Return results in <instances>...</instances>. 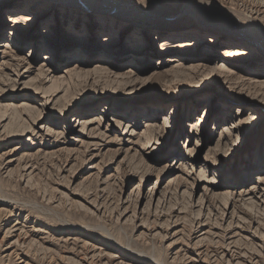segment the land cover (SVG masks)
<instances>
[{
    "label": "bare ground",
    "instance_id": "6f19581e",
    "mask_svg": "<svg viewBox=\"0 0 264 264\" xmlns=\"http://www.w3.org/2000/svg\"><path fill=\"white\" fill-rule=\"evenodd\" d=\"M149 3L152 7L129 0H0V128L21 140L33 141V138L44 139V135H52L55 139L62 138V143L68 145L71 143L69 140L80 138L85 142V149L97 133L106 135L108 128L114 131L122 129L129 135L144 136L142 142L152 151L160 144L158 141L162 144L167 140L179 115L183 118V122L178 124L181 133L190 127L187 131L189 144L180 152V159H185L184 162L182 160L169 169L164 165L161 169L162 172H178L172 179V192L157 198L153 207L154 214L159 207H167V213L164 211L167 220L163 224L166 230L161 229L164 233L156 232L158 239L162 244L169 231L178 226L175 220L171 221L173 215L190 211L193 215L187 220H191V226L201 230L202 226L210 224L207 232L199 234V240L194 245L203 240L219 244V254L213 256L215 262L236 264L245 259L259 263V257H264V186L261 185L264 184V0H230L228 3L207 0L205 3L210 8L224 14L225 25H218L219 33L207 31L203 26L183 23L190 11L187 5L172 13L159 0H149ZM248 6L252 8L247 9ZM48 19L50 21L45 25ZM67 20L68 27L58 33V28H63ZM80 21L81 25L78 24ZM116 24H119L117 32L114 30ZM38 27L43 29L39 31ZM96 28L101 31L94 40L92 34ZM3 32L6 34L2 39ZM38 32L43 35L40 37ZM127 32L130 36L124 39ZM64 38L67 43L62 45ZM55 42L59 47L54 45ZM26 44L31 48L27 53L16 51L23 50ZM40 45H43L41 54L32 55V51ZM94 47L98 51L90 57L88 53ZM198 50V56L192 55ZM60 51L62 53L58 58ZM170 51L174 53L161 60ZM126 58H130V66L123 70ZM153 59H158L156 64L164 66L162 70L173 73V77L167 79L168 83H163L172 97L166 102L162 99L145 100L138 113L141 117L136 121L138 125L128 124L126 116L136 115L139 107L133 95L161 75L159 67L144 75L142 65ZM31 73L33 75L30 76ZM181 85H190L186 87L189 91L180 92ZM206 85L212 89L203 100L206 102L203 114L198 116V107L191 97L193 92ZM6 94L9 97L4 100ZM18 98L24 101L14 102ZM100 103L111 104L112 112L117 111L116 115L93 117L94 107ZM78 105H81L84 114H77ZM210 112L214 113L216 124L221 123L222 126L219 130L213 127L217 130L215 134L206 132L207 142H213V145L207 146L202 166L193 172L194 164L189 160L197 154V146L202 139L200 128ZM158 113H163L160 117L162 124L150 123ZM60 119H64L65 128L54 131L52 125ZM137 126L144 127L141 134L135 132ZM103 127L104 130H101ZM254 130L258 135L247 147H258L256 160L252 158L250 149H245V157L239 153L245 136ZM28 153L23 152L22 158ZM35 153L44 155L49 151L38 148L29 155ZM143 161V167L149 169V163ZM229 161L228 173L239 168H244V172L250 169L251 172L258 167V175L253 177L255 181H251L246 174L244 183L232 176L235 177L233 185L223 193L219 191L223 202L216 204L211 200L213 195L205 197L204 193L223 187V184L220 178H207V171L213 167V176L214 172L220 175ZM28 169L30 174L33 169L30 166L24 170ZM261 171L263 173L260 174ZM198 187L203 192L193 200L190 191ZM177 195L187 199L182 205L177 204L178 200L173 201L174 205H178V210H175L170 204ZM153 196H156V190L142 196L147 210L153 205ZM241 205L255 209L259 214L252 216L258 217L253 219L256 223L253 230L256 242L248 253L234 250V243L240 239L233 238L238 231L236 224L244 218L241 216ZM99 208L96 205L93 213ZM214 227L216 231L212 230ZM35 228L15 220L4 234L14 236L15 242L26 240V246H38L41 245L39 237L29 235L30 230H39ZM146 229L151 233L154 228ZM43 246L42 249L47 252ZM204 250L208 252L205 247ZM164 261L159 260V263L166 264Z\"/></svg>",
    "mask_w": 264,
    "mask_h": 264
},
{
    "label": "rangeland",
    "instance_id": "374dc122",
    "mask_svg": "<svg viewBox=\"0 0 264 264\" xmlns=\"http://www.w3.org/2000/svg\"><path fill=\"white\" fill-rule=\"evenodd\" d=\"M129 1L152 7L149 0ZM159 1L172 13L178 12L183 7L186 8V5L189 6L190 11L183 21L186 25L203 26L202 28L207 31L218 33V25H225L224 14L218 9L210 8L205 3L207 0ZM221 1L228 3L230 0ZM251 8L252 6L247 7V9ZM49 21V19L46 20L45 25ZM78 24L81 25V21ZM68 25L67 20L63 28H58V33L61 34L62 30L65 31ZM118 27L119 24H116V27H114L115 32L118 31ZM41 29L43 28L38 27L39 31ZM100 31V28L94 30L92 34L94 40L98 38L97 33ZM38 33L40 37L43 35L41 32ZM5 34V32L2 33V39ZM129 36V32L125 33L124 39L129 38ZM75 40L79 41V38ZM61 43H63L62 45L66 44L67 40L64 38ZM54 45L58 46L57 42ZM30 49V45L26 44L23 50L16 51L25 54ZM96 49L94 47L88 55L92 57L98 51ZM41 51H43V45L33 50L32 55L39 56ZM199 52L200 50L195 51L192 55L198 56ZM61 53V51L58 52V58H60ZM168 53L170 54H165L161 60L174 52L170 51ZM208 55L211 54H204V56ZM129 60L130 58L123 65V70L130 66ZM157 60L153 59L150 62H144L142 65L145 69L144 75L149 74L154 67H159L158 71L161 75L157 80L146 83L133 95L134 101L138 103L139 107L136 115L126 116L128 124H137L136 121L141 118L138 113L141 112L139 110L144 106L145 100L162 99L163 102H166L172 97L163 83H166L167 79H171L173 73L162 70L164 66L161 67L160 64H156ZM236 71L238 70L236 69ZM29 75L31 76L33 73ZM186 87H190V85H181L179 91H189ZM199 89V91L193 92L191 101L198 107L197 114L201 116L206 105L203 100L209 95L212 88L206 85ZM8 95L6 94L3 99L7 100ZM21 100L24 101L18 98L14 102L20 103ZM36 102L39 103L40 100L37 99ZM104 106L105 109H103ZM255 107L259 108L258 106ZM77 108L78 115L85 113V111H82L81 105H78ZM111 109L109 103L95 105L94 112H92L94 113L93 117H100L101 115L109 118L111 114L116 115L117 111L112 112ZM102 110H104L103 113H101ZM179 113H181V109ZM162 114L158 113L155 119L150 120V123L156 122L161 125L162 119L160 117ZM180 121L183 122V118H179L178 115L167 140L163 141L162 144L161 141H158L160 144H157L152 151H149L150 148L142 142L144 136L129 135L122 129L114 131L113 128H108L105 131L106 135L97 133L87 143L85 149V142L80 138L69 140L71 143H68V145L65 142L62 143V138L55 139L52 135H44V139L33 138V141L21 140L8 135L7 130L4 132L0 128V264H160L159 260H165L166 264H222L221 262H215L213 257L219 254V244L207 243V240H203L204 242L201 241L199 245H194V242L197 243L196 240H199L197 239L199 234H202L205 230L207 232V227L210 224L202 226L201 230L200 227L191 226L190 219L193 213L190 211H182L177 216L173 215L171 221L175 220V225L178 226L170 231L168 229L169 233L162 244L156 234V232H163V230L165 232L166 230L164 229L166 226L163 224L167 220V207H159L155 214L153 213V207L157 198L162 197L164 193L168 194V191L172 192L174 188L172 179L175 173L178 172L175 170L162 172L161 169L164 165L169 169L177 166V163L182 160L184 162L185 159H180V152L184 150V146L189 144L187 142V131L190 127H186L181 133L178 125ZM52 126L54 131L62 130L65 128L64 119H60L58 123ZM214 126L219 130L222 124H216L214 113L210 112L206 115L204 126L200 128L202 139L197 146V154L193 156L192 160H189L194 164L193 172L199 166H202L203 157L208 151L207 146L213 145V142H207L206 132L215 134L217 130L213 128ZM143 129V126H137L135 132L141 134ZM101 130H104V127ZM256 135H258V132L254 130L245 136L241 146L242 149L239 151L241 156L245 155V149H250L252 158L257 159L258 147L256 145L252 148L247 147V144ZM259 138L261 139V137ZM193 143L194 140L191 145ZM38 148L47 149L51 154L41 155V153H35L36 155H29ZM135 149H137L136 152ZM23 152L29 153L22 158ZM143 160L149 163V169L144 168ZM229 163L230 161L222 169L220 175L219 172H214L215 175L213 176V167L212 170L207 171V178H220L223 184V187L216 188L213 191L206 190V193H204L205 197L213 195L214 198L211 200L216 204L223 202V199L219 198L221 197L219 196L220 192L223 193L225 190H229L235 177L238 178L240 183H244L245 179L243 178L246 174H248L251 181H255L253 177L258 175V167L251 172L250 169L244 172V168H239L237 171L228 173ZM30 166L33 170L28 174L30 168L28 170L24 169ZM261 185L264 186V184ZM189 189L191 190V187ZM151 190H156V196H153V205L147 210L145 208L146 200L142 196ZM190 192L193 194L192 199L196 200L203 191H201V187H198V189ZM216 192H218V195H216ZM177 196L178 199L176 198L171 202L178 200V205L185 203V197L182 198V195ZM180 200L184 202H179ZM174 202L170 206H174V209L178 210V205H174ZM95 204L100 208L93 213ZM116 204L118 205L115 207ZM86 208H90V210ZM240 209L242 211L241 216L245 219L240 218V222L235 223L236 230L240 235L236 232L233 234V238L240 239L236 241V244L234 243V250L248 253L249 249L250 251L253 249L256 242L255 231H253L256 223H253V219L257 220L259 214L255 209L245 205H241ZM253 214L257 215L252 218ZM187 218L190 219L187 220ZM15 220L29 225V227L32 225L36 227L35 229L39 228L35 231L30 230L29 235L38 236L41 245L26 246V240L15 242L14 236L5 235V230L8 226L14 224ZM241 220L243 221L241 222ZM146 228L154 229L150 233ZM174 230H177V233H173ZM212 230L216 231L217 229L214 227ZM250 241H253V243ZM42 245H44L43 247L46 248L47 252H44ZM204 247L208 249V252L204 250ZM113 255L115 256L113 257ZM259 258V263L244 259L236 264H264V257ZM180 259L186 261L182 262Z\"/></svg>",
    "mask_w": 264,
    "mask_h": 264
}]
</instances>
